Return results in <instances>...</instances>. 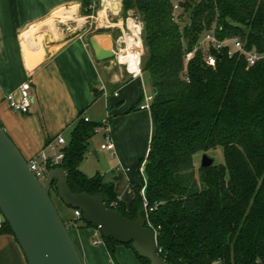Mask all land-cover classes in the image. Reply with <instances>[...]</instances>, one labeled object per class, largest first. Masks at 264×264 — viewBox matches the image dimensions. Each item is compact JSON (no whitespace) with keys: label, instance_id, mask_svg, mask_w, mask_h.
Here are the masks:
<instances>
[{"label":"trees","instance_id":"trees-1","mask_svg":"<svg viewBox=\"0 0 264 264\" xmlns=\"http://www.w3.org/2000/svg\"><path fill=\"white\" fill-rule=\"evenodd\" d=\"M121 5L124 17L132 10L142 23L139 67L153 90V135L142 179L126 205L103 175L82 172L79 164L100 124L79 116L61 148L59 166L68 172L69 188L100 194L108 207L135 219L139 212L145 217L144 186L157 253L168 264H264V59L248 66L243 54L229 57L211 49L216 56L211 65L198 46L213 30L220 38L240 37L247 50L264 51V0H121ZM188 51L193 54L185 61ZM218 147L224 163L196 165L197 153ZM69 224L93 227L82 214ZM0 231L13 234L4 219ZM101 236L112 256L120 243ZM123 245L133 251L130 243Z\"/></svg>","mask_w":264,"mask_h":264},{"label":"crops","instance_id":"crops-1","mask_svg":"<svg viewBox=\"0 0 264 264\" xmlns=\"http://www.w3.org/2000/svg\"><path fill=\"white\" fill-rule=\"evenodd\" d=\"M95 9L99 16L103 12L118 14L107 5L102 7L100 0H0V123L28 160L47 149V143L55 141L59 134L67 142L79 116L91 121L107 118L113 148L101 149L99 145L94 150L96 173L112 182L118 201L128 205L134 197L132 186L141 182L139 164L147 156L153 135L150 109H140L139 105L144 96H152L153 90L142 74L131 73L137 71L130 68L128 54L136 48L129 46V39L139 38L131 20L118 60L116 49L121 40H115L113 30L94 35L102 45L114 50V58L120 64L117 70L115 60L110 67H103L83 29L75 31V26L84 23ZM123 23L120 20L117 26ZM137 42L142 44L140 40ZM26 80L30 81L32 102L29 112L21 114L9 107L5 96L17 94L19 85ZM92 88L100 94L95 96ZM99 132L102 143L104 136ZM55 144L59 149L63 147L56 141ZM89 155L92 157V153ZM59 202L62 211L66 206L60 199ZM72 227L73 242L84 264L116 261V248L111 256L103 242L93 244V239H100L95 228ZM117 246H124L117 251L119 257L124 254L132 257L128 246ZM0 264H27L13 234L2 231Z\"/></svg>","mask_w":264,"mask_h":264},{"label":"water","instance_id":"water-1","mask_svg":"<svg viewBox=\"0 0 264 264\" xmlns=\"http://www.w3.org/2000/svg\"><path fill=\"white\" fill-rule=\"evenodd\" d=\"M121 12L119 0H100ZM94 56L105 68L115 57L111 47L102 45L95 36L89 37ZM214 158L203 152L200 167H210ZM68 172L62 167L49 169L44 184L29 169L27 160L0 124V214L9 225L27 264H83L81 256L54 204L53 187L64 206L79 209L85 222L98 229L106 238L120 244H131L133 251L150 264H168L157 253L154 231L146 226L139 212L128 219L108 207L100 194L72 192L67 184Z\"/></svg>","mask_w":264,"mask_h":264},{"label":"built area","instance_id":"built-area-1","mask_svg":"<svg viewBox=\"0 0 264 264\" xmlns=\"http://www.w3.org/2000/svg\"><path fill=\"white\" fill-rule=\"evenodd\" d=\"M175 8L177 7L176 5L174 6ZM131 20L132 22H135L136 25L138 26L139 30V36L141 35L142 31V23L139 20H133L131 18H126L125 23H126V34L128 33V22ZM205 37L201 38L199 41L198 46L205 51V58L206 61L214 65L216 63V56L215 54L211 51V49H214L216 51H224L225 53L228 54L229 57H233L237 54H243L246 57L248 66L255 65L258 61L264 59V51H259L257 49H250L247 50L244 46V42L242 39L238 36H230V37H225V38H220L216 35V33L213 30L207 31L205 34ZM119 39L121 40L122 37L120 36ZM193 52L188 51L185 53V61H187L191 56ZM140 62V61H139ZM126 66V65H125ZM127 67V66H126ZM133 75H141V70L139 67L138 63V72H132ZM30 81L26 80L23 81L18 89H17V94L14 92L8 93L5 96V101L8 103L9 107L21 114H25L29 112L30 109V104L32 102V94L30 92ZM104 95L106 96V91H104ZM116 94V92H114ZM152 97V96H151ZM150 96H144L143 97V102L139 105L140 109H149V104L151 100ZM85 121H88V117H84ZM99 122V130L102 131L104 139L103 142L100 144L101 149H112L113 148V143L111 141V138L108 133V120L106 119H101L98 121ZM56 143L58 145L64 146L66 145V139L62 135H57L55 139ZM55 141H49L47 143V149H43L38 152V154L34 157H31L27 160V164L29 169L33 172L35 177L38 179V181L41 182V180L45 181V176L46 173L48 172L49 169L55 168V167H60V163L64 157V153L61 149L57 148ZM143 165L144 162H142L139 166V171L143 175ZM144 180V179H143ZM42 183V182H41ZM44 184V182L42 183ZM141 196H142V201H143V211H144V219L146 226L150 227L155 235L157 234L156 228H154L150 222L147 219L148 216V211L152 210V207H148L147 205V200L144 195V186L141 188ZM73 214L75 219L79 218L81 216V211L79 209H73ZM3 218L0 214V224L2 222ZM93 244H98L101 243L102 240L101 238L93 239ZM160 248H157V251H160Z\"/></svg>","mask_w":264,"mask_h":264},{"label":"rangeland","instance_id":"rangeland-1","mask_svg":"<svg viewBox=\"0 0 264 264\" xmlns=\"http://www.w3.org/2000/svg\"><path fill=\"white\" fill-rule=\"evenodd\" d=\"M98 12L99 11L95 9L94 12L90 13V16L91 15L92 16L89 18H86L84 23L82 22V23L76 25V22H74L76 25L75 31L78 29H83L86 37L89 38L90 36H94L98 32L113 30L112 33H113V36L115 37V40L118 39L120 36L123 39L124 36L126 35V23H123L122 25L119 24L120 26H117L118 21H120V20L125 21L126 18L138 20L134 16V12L132 10L128 11L126 17H124L121 12H119L118 14H115V15H107L105 12H103V14L101 16H99ZM184 16H186V14H184ZM203 37H205V35H202V38ZM140 38H141V35H140ZM140 38L137 37L136 38L137 41H139ZM122 39L118 43V48L116 47L117 48L116 49L117 60H118V55L120 53V50L125 46ZM141 42H142V40H141ZM141 51L142 52H141L140 57L144 54L143 44H142ZM113 60H115V58ZM117 60H115L116 62H115V68H114L116 70L118 69V67L120 65V64H118ZM139 61H140V59H139ZM121 62L123 64H125L123 58H121ZM123 78H124V76H123ZM101 140L102 139H101V135L99 132V128L97 127L95 134L88 141L86 154H85V156L81 162L82 166H80V164H79V166H80L79 169L82 172H84L87 176H93L96 174V170H97L96 169V152H94V150L98 149V147L101 143ZM89 152L92 153V157H90ZM207 153H208V155H210L211 157L214 158V163H224L225 159H224V152H223L222 147H218L217 149L211 150ZM201 154H202V152H199L194 156V160H195L197 166L200 165ZM41 182L43 183L44 180H41ZM50 195H51V198H52L54 204L56 205L57 210H59V214H61L62 218L67 222V230H68L71 238L74 241L75 240V229L70 224H68V222L75 219L74 214H73V209L69 208V207H64L62 209V211L60 210L61 204H60L59 199L56 195V191L53 187L50 190ZM87 228L88 229H94V227H87ZM99 237L102 238L100 233H99ZM119 247H124V246H117L116 247V254H115L116 261L114 262L111 259L112 264H141L139 262V260L136 258V256L134 255V253L132 252L131 248H128V251H129L128 253H130L129 255H132V257L126 256L125 254L122 257H119V255L117 253V251H119V250L121 251V248H119ZM77 251H78V249H77ZM78 252L80 254V251H78Z\"/></svg>","mask_w":264,"mask_h":264},{"label":"bare ground","instance_id":"bare-ground-1","mask_svg":"<svg viewBox=\"0 0 264 264\" xmlns=\"http://www.w3.org/2000/svg\"><path fill=\"white\" fill-rule=\"evenodd\" d=\"M132 27H134L133 29H135V32L139 34L138 26L136 25L135 22H132ZM140 41H141V38H140ZM129 46L136 48V50H130L128 54L130 68L135 69L138 72V63H139L140 55L142 52L140 47L142 46V44L140 42L135 41L133 38H130ZM127 47H128V44H127Z\"/></svg>","mask_w":264,"mask_h":264}]
</instances>
